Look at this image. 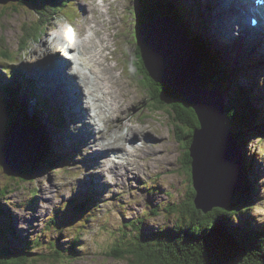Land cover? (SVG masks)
<instances>
[{
	"label": "rangeland",
	"instance_id": "obj_1",
	"mask_svg": "<svg viewBox=\"0 0 264 264\" xmlns=\"http://www.w3.org/2000/svg\"><path fill=\"white\" fill-rule=\"evenodd\" d=\"M57 1L59 4L63 2V5L48 7L42 13H36L25 0L0 5V100L9 96V92L17 94L18 109L42 120L48 141L44 147L46 158L35 167L32 176H26L23 181L19 173L6 176L0 164V229L5 231L0 246L16 254L21 252L28 258V264H149L146 262L147 248L144 242L172 227L184 226L179 212L188 203L186 195L191 189L190 177L182 164L184 153L180 141L185 129L178 124L175 113L169 108L154 107L155 102L149 97L150 90L140 77L141 66L146 71L154 53L146 49L145 41L141 43L138 40H146V37L137 28L136 13L140 10L150 14L159 11L153 7L151 0ZM170 1L182 8L187 18L192 17L197 24L201 19L205 25L218 8L221 10V7L228 5L227 0H222V5L217 0ZM232 12L229 11L228 15ZM217 18L221 21L219 15ZM192 25L195 29L196 25ZM234 27L238 32V26ZM197 33L204 35L209 42L212 40L211 47L219 54L239 48L229 41L230 38L223 44L215 45V37L210 38L201 30H197ZM29 35L32 38L28 39ZM259 36L262 38L263 34L259 32ZM236 37L239 38L234 35L233 39L236 40ZM63 38L77 39L74 41L78 47L73 45L72 49L80 48L79 57L85 60L80 71L86 74L90 69L91 77L88 74L85 76L90 78L88 84L93 87L92 90L85 88L77 75L71 76L74 68L80 67L78 60L73 58L75 54L72 49L68 51L71 60L65 69H61L62 82L50 85L47 79L39 75L40 70L50 68V62L33 72L39 66L40 61L35 65L34 62L36 56L43 53V43L46 49L51 47L49 41L60 43ZM104 40L109 43L105 48L111 50L104 54L109 57L108 53H111V61L104 59L98 68L99 49L95 48L100 44L103 47ZM137 46L140 53V47L144 52L143 58L138 56L141 64L135 63ZM241 46L246 51L254 48L246 43ZM261 50L264 54V48ZM58 54L60 52L52 53L54 62ZM87 54L90 55L87 57ZM92 55L96 62L94 66L98 72L101 70L100 74L90 63ZM254 56L257 58L247 67H237V62L230 61L228 54L220 59L224 62L221 63L223 69L236 72L229 83L242 84L256 92L254 98L259 100L260 104L257 105L261 108L264 99L260 98L258 90L264 88V57L259 52ZM242 57L240 54L239 58ZM12 69H20L22 75L13 78L17 71L11 74ZM23 74L27 78H23ZM65 77L70 80L77 77L75 84L80 87L81 91L77 89L82 95L81 99H72L70 95L65 98L54 88L61 85L62 90ZM96 77L100 78V83ZM195 77L193 75V79ZM109 85L113 89L111 94ZM86 89L97 98L101 115L106 118L92 121L93 129L97 124L102 126L99 133L97 129L96 132L88 129L87 120L89 117L94 119L95 111L85 106L89 96ZM127 91L132 96L130 102H124ZM232 91L229 87L223 96L224 103ZM185 103L195 114V108ZM84 106L89 117L83 112ZM78 108L84 118L79 113L80 123L76 125L70 114ZM107 110L109 115L106 117ZM42 111H55V121H48ZM14 118L20 117L10 114L0 119V145L5 128ZM82 120L86 129H83ZM196 121L197 129L201 128L198 116ZM80 124L82 130L77 127ZM261 125L263 127L258 126L247 132L248 137L241 148L246 175L250 168H254L256 174L248 173L247 182L253 193V201L240 218L242 223L248 219L250 224L259 228L264 225V131H261L264 120ZM85 131L91 133L86 134ZM191 135L193 140L194 135ZM130 144L134 147L132 151L129 150ZM15 151L17 149L11 154L15 155ZM13 159L16 160V157ZM54 161L58 162L53 165ZM115 162L119 163L115 165L123 166L124 173L111 169ZM227 175V182L232 188L233 171H227ZM212 180L217 190L227 186V182L221 184ZM245 181L242 173V182ZM3 187L7 189L5 193L2 192ZM82 204L84 207L80 209Z\"/></svg>",
	"mask_w": 264,
	"mask_h": 264
},
{
	"label": "trees",
	"instance_id": "obj_2",
	"mask_svg": "<svg viewBox=\"0 0 264 264\" xmlns=\"http://www.w3.org/2000/svg\"><path fill=\"white\" fill-rule=\"evenodd\" d=\"M25 1L26 4L30 3L32 5L31 7L36 13H42L48 7L54 8L61 4L63 5V2L59 4L57 0ZM153 2L156 3L155 5L151 2L154 8H157L159 12L169 15L177 25L183 23L184 19L186 20L187 14L184 13L183 9L178 5H174L170 0H153ZM159 12L154 11L153 14H150L146 10H140L136 13L137 22L139 24L150 22L161 15ZM187 31L191 33L190 37H186L192 45L194 42L196 43L197 37L198 44L206 49L203 61L208 64L203 65L204 68L201 69V86L204 88H217L223 96L229 87L233 90L225 103V114L227 126L232 133H235L234 138L242 148V143L246 142L245 139L248 136L247 132H245L246 125L241 116H244L246 113L251 115L254 122L249 123L250 129H255L259 125L263 127L261 121H257V115L254 110L256 106L252 103V98L255 95H253L252 89L239 86L236 83L230 84L229 80L232 78L233 73L222 68L218 70L219 68L214 64L218 60L215 54L218 52H215L208 45V42L200 40L201 37L207 38L204 35L192 34V28L190 27H187ZM30 38H32V35L28 36V39ZM139 55V47L137 46L135 51L136 64H141ZM209 63L211 64V68L209 67ZM140 71L141 80L144 81V85L148 91L150 90L149 97L155 102L154 107L162 108L165 106L169 108L170 111L175 113V119H178V124L185 129L180 141L185 157L184 161L182 160V164H184V169H187L188 176L190 177L191 159L188 148L192 142L191 134L199 127L196 116L179 94L165 85L155 84L148 77L143 66H141ZM247 78L251 79L249 75H247ZM232 93H235V95H232ZM231 99L232 101H230ZM230 103L233 104L230 105ZM14 106L15 99L14 101L13 99L10 100V106H7V104L0 100V119L14 113ZM52 121H54V117ZM13 122H17V120L14 119ZM12 123L5 129V135L10 130ZM33 124L38 127L40 126L38 121H35ZM261 131H264V128ZM237 133L240 134V137H238ZM42 140L44 143L41 151L42 154H37L36 158L34 157L35 162L33 161L28 168L33 167L32 169H35L38 163H41L42 159L46 157L44 147L46 143L48 144V141L44 133L42 134ZM57 162L54 161L52 164L55 165ZM242 167L245 172V161H243ZM28 168H25L21 175L18 174L21 181L26 176L31 175L29 170L32 169L28 170ZM245 182L242 193L228 198V202L224 208L213 209L206 214L195 208L193 202L195 193L193 189H189V194L186 195L188 203L180 208L179 212L183 217L184 226L172 227L171 230H166L158 236L147 239L144 242L147 248L145 252L147 256L146 262L149 264H264V225L262 228H259L250 224L248 219L242 223L240 218V215L248 211V207H250L253 201V193L250 192L249 183L247 180ZM6 191L7 189L3 187L2 192L5 193ZM83 207L84 204L80 205V209ZM4 234L5 231L1 228L0 243L3 242L1 237ZM8 251L10 250L6 251L0 246V264H28V258L23 256L21 252L16 254ZM25 252L27 251L23 253Z\"/></svg>",
	"mask_w": 264,
	"mask_h": 264
},
{
	"label": "water",
	"instance_id": "obj_3",
	"mask_svg": "<svg viewBox=\"0 0 264 264\" xmlns=\"http://www.w3.org/2000/svg\"><path fill=\"white\" fill-rule=\"evenodd\" d=\"M17 1L19 0H0V5ZM171 21L169 17L156 18L139 24L137 28L146 40H138L141 43L145 41L146 49L154 53L151 64L146 69L148 77L155 84L165 85L182 96L185 102L195 108V114L201 121V128L193 133L189 156L195 191L194 206L206 214L214 208H224L228 198L242 193L241 146L227 126L223 94L217 88L201 87L200 74L203 64L200 55L193 49L190 41L184 40L177 24L174 25ZM140 49V57L143 58L144 52L141 47ZM193 75H196L194 79ZM2 101L10 106V101ZM19 117L14 118L17 122L12 123L0 145L2 172L9 177L18 173L21 175L23 170L32 164L35 155L41 151L40 134L45 129V124L38 117L32 119L33 116L29 113L20 114ZM25 119L38 121L44 128L23 125L21 121ZM36 142H39L38 145H33ZM15 149L17 152L12 155L11 152ZM14 156L16 160L13 159ZM229 170L234 174L232 188L227 182ZM213 172L221 173L222 178L218 179ZM212 179L221 184L227 182V186L217 190L212 185Z\"/></svg>",
	"mask_w": 264,
	"mask_h": 264
},
{
	"label": "bare ground",
	"instance_id": "obj_4",
	"mask_svg": "<svg viewBox=\"0 0 264 264\" xmlns=\"http://www.w3.org/2000/svg\"><path fill=\"white\" fill-rule=\"evenodd\" d=\"M151 2H153V0H151ZM220 3L222 5L221 2H223L222 0H217V3ZM32 6V5H31ZM227 6V5H226ZM229 8L228 10H226L225 8L221 7V10L218 8V10H216V14L215 15H210V24L208 23L207 25L204 24V22L201 20V19H198L199 22L198 24L196 22H194L192 19V17L190 18H186V20L184 19L183 23H180L177 25V29L182 32L183 34V38L184 40H188V36L190 37L191 33L189 31H187V27H190L192 28V34H198L197 33V30H201L203 31L204 33H207V35L211 36L210 38L212 37H215L216 38V44H221L220 42H225L227 41V39H229L230 37V40L232 43H235L236 46H239L238 49H236L235 51L233 52H227V51H223L222 53L218 54V53H215L217 55V58L218 60L215 61V65L220 69L222 67L221 63H224L220 58H222L224 56V54H228L229 56V59H231L230 61L232 60H235L237 63H236V66L238 67H247L250 65V62L253 61V59L257 58V56H254L256 52H259L261 55H263L264 57V54L261 50V48H264V39L261 43H259V41L264 38V0H233L232 2L229 3ZM223 9V10H222ZM235 11L238 18H239V22H238V28L241 29V31L239 33H237V29H235V27H233L231 24H230V18L232 17V13L230 15H228L229 11ZM15 11V9H14ZM254 12L258 17H260V21H258V25H260V27H257L256 24H254L253 28L252 29V32L253 33H256L257 37L254 38L253 34L250 32V29H249V26H250V21L249 22H245L242 20V18H245V17H249V19H251L250 15L251 13ZM166 13H163L162 15L159 16L160 19H164V18H168L169 15L165 16ZM220 16L221 17V21L217 18V16ZM50 20V19H49ZM204 20V19H203ZM192 23H194L196 25L195 29L193 28V25ZM93 24V23H92ZM259 32H261V34H263V37L260 38L259 36ZM201 33V32H200ZM223 33V35L221 36V34ZM57 34V32H56ZM252 34V36H251ZM234 35L236 36H239V38L236 37V40L233 39ZM77 36V35H76ZM85 36V35H84ZM187 36V37H186ZM65 37H68V36H65ZM104 38V37H103ZM74 40H77V39H74ZM74 40H71V39H65L63 38L62 41L60 43H56L57 41L56 40H51V42L49 41V44H51V47H47L45 49V43H43L44 46H41L42 49H43V53H39L37 56H36V60L34 62V65L37 64L39 61V66L34 68L33 72L36 71V69H38L39 67L43 66V65H46L48 64V62L52 63L50 68L47 69V70H40L42 71L41 74H39L40 76L44 77L45 79H47L50 83L52 82V78H50V75L51 73H54L58 76V79L60 82H62V74L60 72L57 71V69L54 67L55 64H56V61L54 62L53 60L54 59H51L52 58V53H57V52H60V54H58L56 56V59L63 65V66H66L67 63H69V60H71V57L70 55L68 56V51L70 49H72L73 45L75 47V45L78 47V43ZM79 40V39H78ZM202 42L206 41L208 42V45L211 47L213 42L212 40H210V42L207 40V39H204V37H201L200 39ZM189 41V40H188ZM253 41V42H252ZM243 43H246V45L248 46H253L254 48L251 49V50H245L242 46L240 47L241 44ZM108 44L109 46V43H107L106 40H104V44H103V47H102V44H100L98 47H96L95 49H99V53H97V56H98V59L101 60L99 62V64L97 65L98 68L100 67V64L101 62L105 59L106 62H108L110 60V56H111V53H108L109 54V57L108 55H105L104 52L108 51L110 52L111 50L109 49H106V45ZM192 45V44H191ZM50 46V45H49ZM80 46V45H79ZM214 46V45H213ZM68 47H71V48H68ZM193 49L198 51L199 55H200V59H201V62L203 65H207L208 63H205V61H203V59H205L203 56L206 55L205 51L206 49L203 48L200 44H198V39L196 37V43L194 42V44L192 45ZM198 49H196V48ZM105 48V49H104ZM233 49H235V47H232ZM200 49V50H199ZM73 50V55L74 59L75 60H78V63L80 64V67L77 66V68H74L75 72H72L70 71L71 73V76H78L81 83L84 85L85 88L89 87L91 90L93 89V87L90 86V84H88V82H91L89 79V77L85 76L86 74L85 73H82V71H80V68L81 67H84V64H85V60L80 58L79 57V52L78 50H80V48H76V49H72ZM244 50V51H243ZM216 52H218L216 50ZM251 52H254L251 53ZM246 53L248 54V56L246 55ZM251 53V54H250ZM67 54V57H65V55ZM243 55L242 58H239V55ZM62 55V56H61ZM90 54H87V57L89 56ZM40 56H44L42 58H40ZM61 56V57H60ZM29 58V57H28ZM39 58V59H37ZM60 59V60H59ZM207 59V58H206ZM32 61V60H30ZM74 61V60H73ZM111 61V60H110ZM74 63V62H73ZM90 63L92 64V67L97 70V68L94 66V63L95 62V58L94 56L92 55V58H91V61ZM90 64V65H91ZM33 65V66H34ZM109 67V66H108ZM111 67V66H110ZM209 67L211 68V64L209 63ZM90 68V67H89ZM88 67H85V69H89ZM112 68V67H111ZM84 69V70H85ZM90 70V69H89ZM11 71V74L15 73L16 71V74L13 76V78H18L22 75V72L20 71V69H12L10 70ZM230 73H234L235 71H232V70H228ZM98 72V70H97ZM101 70L99 69V74H100ZM39 73V72H37ZM66 73H67V70H66ZM236 73V72H235ZM74 74V75H72ZM91 74V72H90ZM24 75V74H23ZM90 76V75H89ZM91 77V76H90ZM23 78H27L25 75ZM67 79V81H66ZM75 79L77 80V77H75L74 79L72 78V80H70L68 77L64 79V83L62 84V90H61V85H57L55 86L54 88H57V91H59L64 97L67 96V95H70L72 99L75 98H78V99H81L82 98V95L80 94L79 95V91L78 89L80 90V87H76V84H75ZM100 78H97L96 77V80L97 82L100 83ZM44 84V81L42 82ZM80 83V84H81ZM200 85H201V80H200ZM239 86H242V87H246L242 84H237ZM83 87V86H81ZM109 92L110 94L113 92V89L112 87L109 85ZM202 87V86H201ZM78 88V89H77ZM204 88V87H203ZM248 88V87H247ZM208 89H212V88H208ZM250 89V88H249ZM87 90V93H88V101L86 100V104L85 106L86 107H89L91 109V111H95L94 112V119L90 118L89 117V114H87V109H85V106H84V110L83 112H86V114L88 115L89 117V120L88 121V129H93V122H96L99 121V120H106V118L101 115V109H100V105H99V102L97 100V98ZM81 91V90H80ZM253 91V90H252ZM76 92V93H75ZM86 92V91H84ZM124 92V91H123ZM81 93V92H80ZM256 92H254L253 95H255ZM31 94V92H30ZM76 94H77V97H76ZM109 94V96H110ZM125 96H124V102H130V99L132 98L131 96V93L127 91V93H124ZM232 95H235V93H232ZM258 95L260 96L261 99H264V88H260V90H258ZM109 96H108V99H109ZM18 95H13V96H6L5 99L7 101H10L13 99H17ZM62 97V98H64ZM66 98V97H65ZM112 99H114L113 97H111ZM110 98V99H111ZM66 100V99H65ZM107 101V100H106ZM106 101L104 102L105 104V107H106ZM232 101V99L230 100ZM259 100L257 98H252V103L253 105L256 106V109L255 110V113L257 115V121H262L264 120V106L263 107H259L258 105L260 104V102H258ZM67 102V101H66ZM90 102L93 104L91 105ZM69 105H70V102L68 101L67 102ZM233 103H230V105H232ZM258 104V105H257ZM58 105V103H57ZM258 106V107H257ZM61 109V108H60ZM123 109V108H122ZM225 109V107H224ZM64 110V109H62ZM75 110V113L71 112V119L76 123V125L78 123H80V114H82V112L80 111V108L78 109H73ZM109 111L107 110V113H106V117L109 115L108 113ZM42 113L44 114V116L46 117V119L50 122H52V113L50 111H42ZM80 113V114H79ZM249 114V113H248ZM247 113L244 115L243 117V121H244V124L245 123H252L254 122V120L252 119L251 115H248ZM86 116V115H85ZM81 118H84V114H82ZM260 120H259V119ZM55 121V120H54ZM58 121V120H56ZM22 123H25V122H22ZM57 123V122H56ZM82 125H83V129H86V126L83 124V120L81 121ZM107 124V123H106ZM104 125V124H103ZM260 126V125H259ZM44 126H39V129H43ZM80 130H82L81 128V124L80 126H77ZM96 128L93 129V132H96V129L99 130L98 133L100 132V128L102 127L101 125L97 124L95 126ZM250 124L248 126H246V129H245V132H249L251 130H254V129H250ZM252 127V126H251ZM258 127V126H257ZM66 129V126H64V130ZM256 129V128H255ZM136 130H134V133H135ZM86 134H90L91 132H87L85 131ZM244 135V134H243ZM238 137H240V134L238 133ZM144 144V142H143ZM151 146H153V144H151ZM43 147V146H42ZM130 148L129 149L130 151H132V148L133 147V144H130ZM241 161H242V156H241ZM115 164H119L118 162H115L113 163L114 167L111 166V169H117L119 171V173L123 172L124 168L123 166H117ZM116 167V168H115ZM242 169V168H241ZM34 171V170H32ZM258 171V170H257ZM249 172H252L254 174H256L254 168H250L249 169ZM248 172V173H249ZM124 173V172H123ZM241 173H243L244 177H245V180H247V176H248V173L246 175V171L243 172V170L241 171ZM213 175L215 177H217L218 179L219 178H222V174L219 173V172H213ZM256 177V176H255ZM24 180V179H23ZM190 183H191V189H193L194 191V188H193V180H192V175H191V170H190ZM244 185V183L242 182V186ZM195 193V191H194ZM171 197V196H170ZM169 197V198H170ZM33 198V196L31 197ZM214 209H220V208H214ZM222 209V208H221ZM213 210V209H212ZM211 210V211H212Z\"/></svg>",
	"mask_w": 264,
	"mask_h": 264
},
{
	"label": "flooded vegetation",
	"instance_id": "obj_5",
	"mask_svg": "<svg viewBox=\"0 0 264 264\" xmlns=\"http://www.w3.org/2000/svg\"><path fill=\"white\" fill-rule=\"evenodd\" d=\"M184 159H185V157H184ZM184 159H183V161H184Z\"/></svg>",
	"mask_w": 264,
	"mask_h": 264
}]
</instances>
